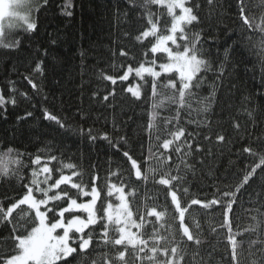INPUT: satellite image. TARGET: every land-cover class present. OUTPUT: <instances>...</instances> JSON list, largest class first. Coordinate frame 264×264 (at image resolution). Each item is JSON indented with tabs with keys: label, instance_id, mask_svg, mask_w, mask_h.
I'll return each instance as SVG.
<instances>
[{
	"label": "snow or ice",
	"instance_id": "1",
	"mask_svg": "<svg viewBox=\"0 0 264 264\" xmlns=\"http://www.w3.org/2000/svg\"><path fill=\"white\" fill-rule=\"evenodd\" d=\"M204 3L211 10L217 0H204ZM129 4L138 13L137 19L143 21L134 37L142 46L143 59L136 66L131 63L121 66L125 70L118 76L103 78L113 85L118 80L138 78L139 83L129 84L126 91L135 100L150 105L145 130L150 144L155 143L146 155L141 153L137 158L127 150L126 138L113 140L108 133L97 137L89 129L90 140L107 141L128 165L125 169L119 165L109 169L105 176L94 171L90 184L84 183L83 173L76 164L64 163L56 155L28 154V164L25 154L18 149L0 148V183L6 187L19 184L23 190L19 196L7 193L0 196V245L9 242L12 245L0 251V264H185L186 260L192 264L204 243V226L196 218H192L191 224L186 221V213L193 205L205 210L222 209L223 222L219 227L226 233L229 264H240V252L245 244L248 264H264V212L261 211L264 151L250 144L244 146L242 152L252 157L253 163L245 166L237 184L223 191L217 189L219 195L212 199L192 198L182 203V197L189 193V175L195 173L191 162L193 152L204 150L197 142L199 132L188 131L184 125H195L196 129L210 127L208 113L214 101L211 94L200 96L206 73L212 71L211 61L204 56L202 31H193L203 23L201 4L198 0H129ZM250 4L251 0H234L242 26L249 33L261 34L253 47L261 49L264 65V9L257 16ZM49 7V0H0V48L18 49L21 46L18 30L25 34L37 32L39 10L43 8L46 12ZM71 7L72 0H65L61 14L71 16ZM247 39L251 42V35ZM120 55L128 57L129 53L121 50ZM43 71V61H37L33 73L42 76ZM24 79L37 93L40 91L32 75H25ZM10 84L13 86L8 97L0 90V109L16 104L13 94L18 90L15 82ZM19 95L28 97L24 92ZM114 96L115 89L102 96V100L109 101ZM44 117L60 128L65 127L52 112L45 110ZM234 127L239 129L240 125L236 123ZM215 139L223 143L226 136L217 133ZM53 161L57 162L55 169L50 166ZM149 179L166 189L175 213L172 222L168 208H158L155 203L133 210L129 197L135 198L138 189L131 181L143 186ZM253 186L257 190L251 193L249 201L254 203L256 215L250 217L252 223L243 230L239 223L234 230L233 205L239 206L242 190L247 194ZM152 199L155 201L157 197ZM208 231L215 234L218 229L210 223ZM248 234L254 238L244 239Z\"/></svg>",
	"mask_w": 264,
	"mask_h": 264
},
{
	"label": "trees",
	"instance_id": "2",
	"mask_svg": "<svg viewBox=\"0 0 264 264\" xmlns=\"http://www.w3.org/2000/svg\"><path fill=\"white\" fill-rule=\"evenodd\" d=\"M49 2L51 7L46 12L43 8L39 10L37 32L25 34L18 30L21 46L15 50L0 48V90L8 97L9 88L13 86L10 82H15L18 90L13 94L15 106L8 104L0 109V148L18 149L25 154L28 164V154L56 155L64 163L76 164L77 170L83 173L84 183L90 184L94 171L105 176L109 169L114 170L118 165L125 169L128 165L107 141L90 140L89 129L97 137L108 133L113 140L126 138L127 150L137 158L141 153L146 155L147 149L155 143L150 144L145 130L150 105L135 100L126 91L129 84L139 83L138 78L130 77L125 82L118 80L116 85L103 78L118 76L125 70L121 66L129 63L136 66L142 61L143 49L134 37L143 21L137 19L138 13L130 7L129 0H72L71 16L61 14L65 0ZM198 2L203 23L193 31H202L204 56L212 63V71L206 73L200 96L211 94L214 101L208 113L210 127L196 129L195 125H184L188 131L199 132L197 142L204 150L193 152L191 162L195 165V173L189 175V193L182 197V203L192 198L212 199L219 195L217 189L223 191L237 184L245 166L253 163V158L242 152L244 146L250 144L254 149L264 151V65L261 49L253 47L261 34L258 31L249 33L242 26L234 0H217L211 10L204 0ZM250 7L258 16L264 3L251 0ZM249 35L251 42L247 39ZM121 50L127 51L129 56H121ZM40 60L43 61L42 76L33 73ZM25 75H32L40 86L38 93L24 79ZM113 89L115 96L103 101L102 96ZM20 92L27 93L28 97L20 96ZM45 110L60 117L65 127L60 128L45 119ZM28 112L32 115L26 116ZM181 123L184 124L183 119ZM236 123L240 125L239 129L234 127ZM217 133L224 134L226 141L217 142ZM205 136L212 139L206 140ZM195 146L194 143L193 148ZM176 162L173 154V164ZM50 166L55 169L57 162L53 161ZM131 182L138 189L135 198L129 197L134 211L137 207L142 210L144 204L155 203L158 208H168L172 222L174 208L170 198L166 197L164 186L154 184L151 179L143 186L134 180ZM254 190L257 186L249 189L247 194L242 190L239 206L233 205L234 230L237 223L241 230L252 223L250 217L256 213L249 196ZM22 192L19 184L6 187L0 183V196L5 193L19 196ZM153 196L157 197L155 201ZM252 199L254 201L255 197ZM192 218L204 226V243L192 264H229L226 233L219 227L223 222L222 209L205 210L193 205L186 213V221L191 224ZM210 223L217 227V233L208 231ZM243 238L254 237L248 234ZM11 247V242L0 245V251ZM185 264L189 262L186 260ZM240 264H248L247 244L240 252Z\"/></svg>",
	"mask_w": 264,
	"mask_h": 264
},
{
	"label": "rangeland",
	"instance_id": "3",
	"mask_svg": "<svg viewBox=\"0 0 264 264\" xmlns=\"http://www.w3.org/2000/svg\"><path fill=\"white\" fill-rule=\"evenodd\" d=\"M118 203V202H117Z\"/></svg>",
	"mask_w": 264,
	"mask_h": 264
}]
</instances>
